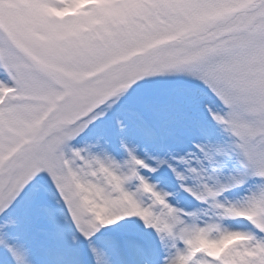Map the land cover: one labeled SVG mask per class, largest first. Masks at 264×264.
I'll list each match as a JSON object with an SVG mask.
<instances>
[{
  "label": "snow or ice",
  "instance_id": "6c2138e0",
  "mask_svg": "<svg viewBox=\"0 0 264 264\" xmlns=\"http://www.w3.org/2000/svg\"><path fill=\"white\" fill-rule=\"evenodd\" d=\"M0 264H264V0H0Z\"/></svg>",
  "mask_w": 264,
  "mask_h": 264
}]
</instances>
